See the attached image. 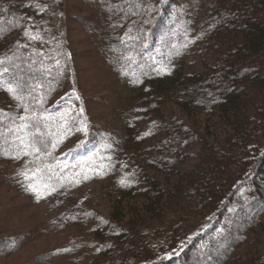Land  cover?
I'll use <instances>...</instances> for the list:
<instances>
[{"label": "trees", "instance_id": "obj_1", "mask_svg": "<svg viewBox=\"0 0 264 264\" xmlns=\"http://www.w3.org/2000/svg\"><path fill=\"white\" fill-rule=\"evenodd\" d=\"M82 1L95 12L0 0V162L20 163L27 192L62 202L66 226H90L88 264H264V0ZM72 19L134 92L112 110L123 137L81 127ZM167 104L189 121L164 116ZM90 179L106 182L109 216L73 200ZM22 244L1 237L0 257Z\"/></svg>", "mask_w": 264, "mask_h": 264}, {"label": "rangeland", "instance_id": "obj_2", "mask_svg": "<svg viewBox=\"0 0 264 264\" xmlns=\"http://www.w3.org/2000/svg\"><path fill=\"white\" fill-rule=\"evenodd\" d=\"M67 7L71 16L87 17L95 12L96 6L82 0H67ZM68 25L71 28V70L81 90L80 97L77 96L79 110L83 109L81 127L87 130L89 125L91 128L97 125L109 139L118 134L123 137L125 126L121 118L112 117V110L130 104L134 92L105 62L103 43L97 37H89L85 28L74 19ZM202 57L198 52L188 57L185 61L187 70L200 71ZM164 113L168 119L177 117L189 121L173 104L165 105ZM205 121L200 119V127L203 128ZM208 125H211L209 121ZM216 133L217 137L221 136ZM80 139L76 138L74 143ZM19 169L20 163L0 162V238L12 235L23 243L18 252L0 257V264H30L36 257L39 260L34 264H88L84 254L92 252L95 244L90 226H66L60 219L65 205L27 192L26 184L19 183ZM73 198L74 201L84 200L101 216H109L112 211L106 182L90 179L75 191Z\"/></svg>", "mask_w": 264, "mask_h": 264}, {"label": "snow or ice", "instance_id": "obj_3", "mask_svg": "<svg viewBox=\"0 0 264 264\" xmlns=\"http://www.w3.org/2000/svg\"><path fill=\"white\" fill-rule=\"evenodd\" d=\"M30 6H31V5H30ZM25 35L29 36V38H31V39H38V38H39L38 36H32L30 33H27V32L25 33ZM2 63H3V61H0V64H2ZM4 71H7V69H4ZM8 91L11 92V93H15L16 90L13 89V88H11V87H9ZM16 99L19 100V99H21V97L16 96ZM81 111H83V109H81ZM24 119H28V118L25 117ZM52 147H56V145L53 144ZM35 151H36V152H39V149L37 148V149H35ZM17 158H18V157H17ZM109 159H110V158H109ZM85 178L87 179V177H85ZM120 183H121L122 185L127 186V182H126V180H121ZM45 187H46V188H50V190H51L52 192H55V188H54V187H52V186H45ZM32 191H34V192H38L39 190H38L37 188L33 187V188H32Z\"/></svg>", "mask_w": 264, "mask_h": 264}]
</instances>
